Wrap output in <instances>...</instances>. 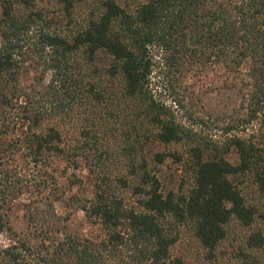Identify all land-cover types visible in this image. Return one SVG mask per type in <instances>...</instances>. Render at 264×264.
<instances>
[{"label": "trees", "instance_id": "obj_1", "mask_svg": "<svg viewBox=\"0 0 264 264\" xmlns=\"http://www.w3.org/2000/svg\"><path fill=\"white\" fill-rule=\"evenodd\" d=\"M56 1L70 14L81 0ZM15 10L14 3L6 2L0 24V233L9 234V243L0 247V264H187L184 257L172 254L180 236L174 229L182 222L190 224L202 250L196 264H264V212L248 203L228 178L255 164L254 144L232 139L240 158L237 165L207 155L196 134L178 123L170 108L147 89L151 46L160 49L169 64L181 57L190 65H204L214 56L217 65L231 71L258 58L264 72V0H144L135 9L103 0L98 13L72 36L42 27L40 41L30 43L32 47L28 46L32 26L46 21L41 12L23 17ZM36 48L45 53V63L54 73L49 84L44 83L45 70L29 77L27 64ZM99 52L112 58L106 72L120 76L123 97L139 103L143 131L138 147L141 163L131 171L135 181L121 179L122 188L131 185L133 203L104 180L94 186L91 196L72 199L105 232L99 241H92L64 233V218L57 215L54 203L68 206L50 195L55 188L49 193L47 189L51 182L57 185L55 168L64 173L71 161L75 164L60 128L72 109L65 104V97L73 96L66 84L76 68L86 69L78 61L79 53L87 64ZM95 85L83 82L82 92L89 100L103 101L108 95ZM146 126L151 140L165 146L189 145L194 177L185 192L162 191L157 166L168 156L179 157L156 152L155 165L149 167L143 153L149 140ZM20 151L25 174L15 164L10 168L6 160L8 153ZM258 178L264 192V178ZM24 194L30 196L24 206L32 229L20 234L9 226L7 210L16 196ZM233 221L241 232L231 230Z\"/></svg>", "mask_w": 264, "mask_h": 264}, {"label": "rangeland", "instance_id": "obj_2", "mask_svg": "<svg viewBox=\"0 0 264 264\" xmlns=\"http://www.w3.org/2000/svg\"><path fill=\"white\" fill-rule=\"evenodd\" d=\"M30 1L31 4L26 5L20 3V0H0V24L6 2L14 3L18 16L41 12L46 22L38 21L32 26V34H29L32 40L28 39V46L32 47L30 43L40 41L42 27L43 31H61L68 37L72 36L88 19L98 13L103 0H81L75 4L70 14L62 10L56 0ZM143 1L116 0L120 6H129L132 9ZM36 49L34 59L27 64L29 77H37L45 70L44 83L49 84L55 79L54 73L45 63V53ZM149 52L152 68L147 89L150 95L169 107L178 123L196 134L201 146L207 147V155L223 157L237 165L240 158L237 149L232 145V139L238 137L246 144H254L255 164L243 172L229 175L228 178L248 203L264 212V192L258 184V177L264 178V72L259 70L261 64L258 58L246 61L238 70L227 71L215 63L214 56L204 65H190L181 57H178L177 62L169 64L157 47H149ZM77 57L86 69L76 68L75 76L66 84L73 96L65 97V104L72 109L60 125L65 146L70 149L75 164L71 161L64 173L61 172L62 168L54 169L57 185L51 182L47 193L54 192L55 188V194L50 195L62 199L68 206L64 208V204L59 201L54 203L57 215L64 218L61 223V227H65L64 233L99 241L105 234L104 230L98 223L88 220L72 199L74 196H91L94 186L104 180L114 185L116 194L128 203L135 201L136 196L131 185L122 188L121 179L130 183L135 181L131 171L141 163L138 147L143 131L142 117L139 103L123 97L120 76L112 77L106 72L112 62L110 56L99 52L94 62L87 64L82 60L83 53H79ZM87 80L94 82L96 89L104 91L108 97L100 102L86 98L81 87ZM149 129V126L144 127V132H149L146 134L148 138L152 136ZM146 140L143 153L149 167L155 165L153 155L156 152L176 153L179 157L177 160L168 156L157 166L159 172L156 174L161 180L164 194L169 190L178 193L190 188L193 185L194 172L189 145L181 142L165 146L150 138ZM7 155L10 168L15 164L20 169L19 172L27 173L22 151ZM29 197L27 194L16 196L12 200L11 208L7 210L9 226L20 234L32 229L29 228L24 206ZM230 226L232 231L241 232L234 221ZM174 230L180 236L172 254L184 257L187 264L200 263L202 250L192 236L190 224L179 223ZM8 237V232L0 233V247L9 243Z\"/></svg>", "mask_w": 264, "mask_h": 264}]
</instances>
